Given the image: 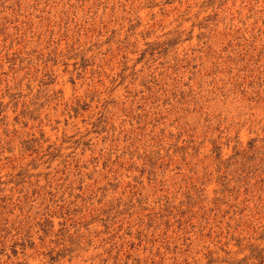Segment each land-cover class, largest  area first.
Returning <instances> with one entry per match:
<instances>
[{"label":"rangeland","instance_id":"1","mask_svg":"<svg viewBox=\"0 0 264 264\" xmlns=\"http://www.w3.org/2000/svg\"><path fill=\"white\" fill-rule=\"evenodd\" d=\"M0 264H264V0H0Z\"/></svg>","mask_w":264,"mask_h":264}]
</instances>
